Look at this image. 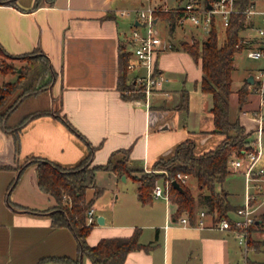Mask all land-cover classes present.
Segmentation results:
<instances>
[{"label": "crops", "instance_id": "1", "mask_svg": "<svg viewBox=\"0 0 264 264\" xmlns=\"http://www.w3.org/2000/svg\"><path fill=\"white\" fill-rule=\"evenodd\" d=\"M172 1L150 0L149 4L173 8L184 3L183 0ZM120 2L121 0H54L50 3L42 0L38 6H35L36 0L0 2L2 46L12 54H29L31 59L38 60L37 63L48 60L52 73L47 70L45 78H54L46 88L22 99L10 115L9 120L17 122L32 111L48 110L31 119L22 128L19 152H16L14 135L0 126V264H37L41 257L50 254L73 258L80 254L72 229L67 225L52 224L50 208L58 201L53 195L40 189L37 164H28L18 184L11 191L8 190L10 182L18 175L19 160L39 156L71 166L87 153V142L58 113L66 115L95 146L92 157L94 163H104L111 156L120 159L124 155L123 149L130 148V162L148 169L158 158L171 153L179 142L188 137L196 139L199 152L215 147L224 138L223 134L212 131L214 121L209 111L212 104L207 107V99L205 113L201 117L212 121L211 124L200 127L199 130H190L187 116L191 110V93L186 86L173 89L163 85L162 90L154 95L155 101L151 102L150 107L124 95L120 86V54L129 52V61L134 60L130 37L136 27L143 29V22L136 7L125 8ZM256 2L264 5V0ZM143 6H146L144 1L140 8ZM122 9H130L131 12L122 14ZM256 19L260 23V16H254L249 23L255 25ZM160 20L164 24L161 29L157 27L162 38L157 57L159 70L166 76V72L174 69L173 62L180 58L184 62L182 70H196L193 78L196 91L201 89L197 83L203 75L201 62L196 61L179 45L176 46V40L188 29L193 30L192 26L202 28L191 22L180 25L175 21L171 24L158 16L157 25ZM245 29L247 28L244 27ZM193 33V38L202 40L200 34L195 31ZM22 67L18 69L19 72ZM129 74L133 77V73ZM15 78H6V74H2L0 85ZM170 80L166 76L165 81ZM184 89L187 90V99ZM233 90L237 101V90ZM45 91H48V106L37 108L30 105L22 116H14L26 99L38 97ZM247 120L251 122V118H241L248 130H254ZM105 172L110 175V185L116 184L118 177H130L125 173L118 175L114 171L98 170L97 183L100 187L104 186L102 179ZM134 180L137 182L134 208L139 211V216L141 212L144 213L140 219L145 218L146 226L152 231L146 239H142L141 233L140 240L146 244V248L131 250L124 264H229L227 241L219 233L231 234L211 226H197L200 211H210L202 200V190L196 181L194 184L190 179L186 182L196 196V208L194 217H191L193 224L183 226L171 221L179 218L174 217L177 204L171 198L167 200L164 197H154L151 203L144 205L138 198L139 182ZM229 199L232 203L230 195ZM11 201L22 207L12 206ZM242 202L232 204L238 206ZM27 207L43 211L34 212ZM93 207L97 220L87 235L90 245L97 244L103 237L127 236L136 227L141 228L138 225L141 221H124L125 217L128 218V213L123 217L116 212L108 215L103 211V205L97 201ZM100 215L104 216V223L98 221ZM252 240L251 245L256 248L258 243L264 244V232L254 231ZM81 260L83 264H93L82 253ZM44 264L70 263L48 261Z\"/></svg>", "mask_w": 264, "mask_h": 264}, {"label": "trees", "instance_id": "2", "mask_svg": "<svg viewBox=\"0 0 264 264\" xmlns=\"http://www.w3.org/2000/svg\"><path fill=\"white\" fill-rule=\"evenodd\" d=\"M50 3L54 0H48ZM213 1V0H208ZM2 3H14V0H0ZM42 0H36L35 6L40 5ZM255 0H237V6L246 8ZM156 16L174 23L176 12L173 8L158 10ZM247 16L244 13L232 16L230 24L224 28L225 37L222 42L219 38V22L214 20L208 36L202 40L193 38L192 42L181 40L178 47H182L189 52L193 58L201 62L203 75L199 85L204 92L212 95V105L209 111L213 115V132L224 135V138L213 148L199 152L197 141L194 137H188L179 142L171 153L158 158L153 169L144 172V168L130 162V148H124V155L117 160L111 156L104 163H94L93 153L95 146L87 140L67 118L66 115L57 114L66 124L77 132L88 145V151L76 164L66 166L48 158L34 156L35 161L20 165L18 175L12 179L8 190H12L19 182L25 167L30 163L37 164V182L45 192L53 195L61 206H53L52 224L54 226H69L78 241L79 255L73 258L68 255L50 254L41 257L37 264H44L48 261L67 262L70 264H83L82 255H87L93 264H124L128 253L133 249L146 248V244L140 240L141 228L136 227L131 235H120L103 237L97 244L90 245L87 235L91 231L95 222H87V212L93 206L96 198L103 192V188L98 186L97 171L109 170L118 175L126 174L138 180V198L144 205L153 201V189L160 178L178 179L184 190L174 187L172 183L170 197L177 204L175 218L187 212L191 217L195 215L196 196L190 186L177 177L178 172L188 173L195 177L198 187L202 190V200L206 203L210 212L226 214L230 209H235L229 199L230 191L224 186L226 178L234 173L229 168V161L234 154L241 153L250 145L252 139L246 125L242 123L240 114L235 117L231 113V95L233 93V72L237 53L242 51L246 43L241 41V29L245 27ZM239 43V45H237ZM0 54L10 57H27L29 54L16 55L8 52L0 43ZM129 52L120 54L122 77L120 78L121 89L135 85L133 77H130L128 68ZM42 63V64H41ZM40 64L33 62L29 66L22 67L17 72V78L6 81L0 85V126L14 135L16 152H19L21 141L20 132L22 128L34 117L46 113L48 110L32 111L25 114L19 121L11 122L10 115L14 108L26 96L36 93L46 88L54 78H45L47 70L51 67L48 60ZM237 106L241 111L249 101V94L253 92L252 83L246 77L243 84L237 89ZM127 98L143 96L142 92L131 95ZM184 96L187 99V90L184 89ZM12 102L7 106L9 99ZM6 105V106H5ZM143 171L141 175H135V171ZM95 187L93 197L87 196L88 187ZM66 195V198L63 196ZM65 200V202H64ZM65 203V204H64ZM12 206L22 207L18 203L11 201ZM30 211L41 212L36 208H29ZM250 238V244L252 243ZM248 264H264V261L251 260Z\"/></svg>", "mask_w": 264, "mask_h": 264}, {"label": "built area", "instance_id": "3", "mask_svg": "<svg viewBox=\"0 0 264 264\" xmlns=\"http://www.w3.org/2000/svg\"><path fill=\"white\" fill-rule=\"evenodd\" d=\"M209 3L211 7H209ZM164 9L169 8L148 4L136 9L143 22V29L136 27L130 37L134 60L129 61L128 68L133 73L135 85L127 91L142 92L143 96L133 98L137 103H145L148 107L151 106L152 97L162 90L166 79L165 74L159 70L157 65L162 38L157 28L156 12ZM174 10L176 12L175 21L178 24L184 25L191 22L207 32H210L214 20L221 22L226 27L235 14H246V23H249L254 16H260V23L255 27L257 34L255 36L245 34L241 39L246 43L244 49L249 56L263 59L262 66L254 72V82L252 83L253 89L260 96L259 104L256 108L250 109L251 116L246 112L240 114L242 119L251 117L256 121L255 129L258 131V136L241 153L234 154L229 161V168L235 173H241L245 178L244 200L226 214L201 210L197 219L199 227L211 226L235 235L247 250L251 245L250 238L254 231L264 232V144L262 141L264 134V5H259L255 0L248 7L240 8L237 6V0H186L183 4L175 6ZM130 12V9L121 10L122 14ZM246 23L245 27L248 24ZM252 28H254L253 24ZM243 30L244 28L241 29V32ZM166 93L168 94V92ZM177 177L183 182H187L190 174L178 172ZM171 187L170 179H165L162 183L158 181L153 189V196L170 200ZM64 196L66 197V195ZM208 216L210 223H208ZM96 220L95 208L92 206L87 212V222L91 224ZM171 221L183 226L193 224L189 213H184L177 220Z\"/></svg>", "mask_w": 264, "mask_h": 264}, {"label": "rangeland", "instance_id": "4", "mask_svg": "<svg viewBox=\"0 0 264 264\" xmlns=\"http://www.w3.org/2000/svg\"><path fill=\"white\" fill-rule=\"evenodd\" d=\"M143 1L146 2V5H148L150 0H121L120 3L125 8L136 7L135 9H137L138 7L140 8L141 2ZM185 1L186 0H183V2ZM258 1L260 2V0ZM172 2H175V0H173ZM135 14L136 12L134 13V15ZM254 23H255L254 28H251L252 23L250 24L248 23L246 27L247 29L243 30L241 34L245 35V34L251 33L252 36H255L257 34L255 27L259 24L258 19H256ZM163 24H164V21L160 20L158 22L157 27L161 29L163 28ZM191 28L193 30L188 29L185 33L182 34V36L178 40H176V44H177L176 46L181 44L180 43L181 40H188L189 42H192L193 36H195L193 33L194 31L200 34L202 36V39H204L203 37L208 36L209 34V32L204 31L203 29L196 28L195 26L194 27L192 26ZM224 28L225 27L223 26V24L219 22L220 42H222L225 37ZM25 58L26 59L17 60V59H13V57L0 55V76H2V74H6V78L8 77L15 78L16 73L17 71L19 72L18 69L20 67L29 66V64L36 62V61L38 62L37 59H34V60L31 59V55ZM41 62L42 61H39V64ZM182 63L184 62L180 61V58H179V61L173 62L174 69H172L171 72H166V76L168 78H171V80L164 81L163 85L165 88L180 89L183 86H186L189 89L191 93V110L187 116V120L189 123L188 127L192 131L199 130L200 127H207L212 122V121H208L209 119L207 120L206 118L204 119L201 117V115L205 113L204 111L205 100L206 99L208 100V103H206L207 104L206 106L207 107L210 106L212 104V95L208 92L204 93L201 89H198L196 91V83H195V80L193 79L195 78L196 70H188V72L185 70H182L181 69ZM262 64H263V59L253 58L249 56L246 49H243L242 51L238 52L236 56V61H235V69L233 72V77H234L233 89H235L236 91L243 84V81H245L244 79H246V77L249 76V74L256 72L257 69L260 66H262ZM130 87L131 86L123 88V91L128 95L133 94L132 92L127 91ZM47 92L48 91L41 92L38 97L34 96L32 98L26 99L24 104L20 106L19 111L16 112L14 116H18V114L22 116L24 113L28 111L27 109L30 108V105H34L37 108H43V107L48 106L47 105V100H48ZM256 92L257 91L253 89V92L249 94V101L244 105L241 111L238 110L237 101L235 98V92L232 93L231 113L233 117H235L238 114H243L241 112H244V113L246 112L249 116H251L250 109L256 108L260 100V96ZM12 100L13 98L9 99L6 105L8 106L10 104L9 102H11ZM154 101H155V97L153 96L152 102ZM263 112H264V108H263ZM247 122L250 125V127L254 129L252 130L250 134V138L254 140L258 136V131L257 129H255L257 126V123L253 119H251V122L250 120H247ZM262 141L264 144V134L262 137ZM117 158L118 157H114V160H117ZM33 161H35L33 156L27 157L22 161L19 160L17 167H20V165H25L26 163L33 162ZM263 161H264V155H263ZM152 167L148 169H145L144 167L143 171L148 172L151 169H153ZM143 171H140V170L135 171L134 174L141 175ZM189 179L190 181H194L192 184L196 183L195 177L190 176ZM109 180H110V175L108 172H105L104 178L102 179L104 183V186H102L103 192L100 194V196L96 198L95 201L103 205L104 207L103 211L108 215H111L112 213L116 212V213L121 214L123 217L124 215L126 216V213H128L127 214L128 218L125 217L124 219L125 222H126V219L129 223H132L133 221H137V220L141 221V222H138V221L137 222L140 223L138 225H140L141 227L142 239L148 238V236L151 234L152 229L146 226L147 222L145 218L140 219L141 217L144 216V213L141 212V215L139 216L137 213L139 211L136 210V208H134V202L136 199L135 193L137 190V182L131 176L129 178H124V175L122 177H118L117 182L114 185L113 184L110 185ZM159 181L162 183L163 178H160ZM224 186L230 191V197H231L233 204H238L239 202L243 201L244 191H245V178L241 173H231L226 178L224 182ZM94 194H95V188L92 186L88 187L87 196L91 198L94 196ZM63 197L66 198L65 196ZM55 206H61V204L57 202ZM231 214L234 215L233 213ZM137 222H134V223H137ZM219 234L220 236H224L226 238L227 247H228V258L230 261L229 264H248V262L251 260L264 261V244L259 245L258 243L257 248L253 245H250V247L246 250L245 245L240 243L238 238L235 235L233 234L225 235L222 232H220Z\"/></svg>", "mask_w": 264, "mask_h": 264}, {"label": "water", "instance_id": "5", "mask_svg": "<svg viewBox=\"0 0 264 264\" xmlns=\"http://www.w3.org/2000/svg\"><path fill=\"white\" fill-rule=\"evenodd\" d=\"M208 5H209V7H211L210 3ZM247 79L250 83H253L254 82V73L249 74ZM124 178H126V176H124ZM172 183H173L174 187H176L180 190H184L182 184L180 183V181L178 179H174ZM98 221L100 223H104V221H105L104 216H102V215L98 216Z\"/></svg>", "mask_w": 264, "mask_h": 264}]
</instances>
